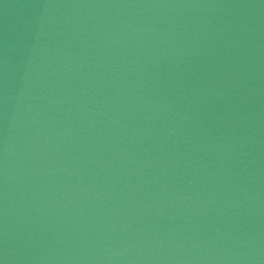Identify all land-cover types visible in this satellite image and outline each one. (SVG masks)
<instances>
[{
    "label": "water",
    "instance_id": "water-1",
    "mask_svg": "<svg viewBox=\"0 0 264 264\" xmlns=\"http://www.w3.org/2000/svg\"><path fill=\"white\" fill-rule=\"evenodd\" d=\"M0 264H264V0H0Z\"/></svg>",
    "mask_w": 264,
    "mask_h": 264
}]
</instances>
